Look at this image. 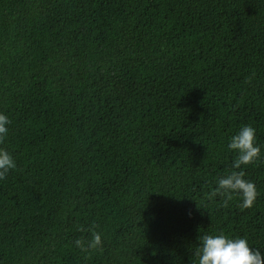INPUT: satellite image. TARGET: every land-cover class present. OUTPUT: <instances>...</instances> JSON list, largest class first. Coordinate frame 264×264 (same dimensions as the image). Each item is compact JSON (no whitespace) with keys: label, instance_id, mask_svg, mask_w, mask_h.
<instances>
[{"label":"trees","instance_id":"obj_1","mask_svg":"<svg viewBox=\"0 0 264 264\" xmlns=\"http://www.w3.org/2000/svg\"><path fill=\"white\" fill-rule=\"evenodd\" d=\"M0 113V264H195L220 232L264 254V0H0ZM245 125L259 195L225 208L204 193Z\"/></svg>","mask_w":264,"mask_h":264},{"label":"clouds","instance_id":"obj_2","mask_svg":"<svg viewBox=\"0 0 264 264\" xmlns=\"http://www.w3.org/2000/svg\"><path fill=\"white\" fill-rule=\"evenodd\" d=\"M251 79L252 77L248 78L249 83ZM10 123L9 117L0 113V144L4 143L8 135ZM228 148L236 153L231 170L219 177L216 187L205 192L204 196L210 201L220 198L222 206L227 208L229 201L235 195L241 200V209L252 208L259 193L255 183L245 178L244 167L255 164L261 157V148L256 143L255 128L251 125L243 126L237 134L230 137ZM16 166L12 154L0 148V180L6 179L8 173ZM98 227L99 225L96 224L90 228L82 226L79 230L90 232L91 239L86 240L81 237L75 240V246L89 256L96 250L103 251L102 234L96 230ZM198 240L199 244L193 251V256L196 258L195 264H264V254L259 248L250 246L245 238H233L220 232L200 235Z\"/></svg>","mask_w":264,"mask_h":264}]
</instances>
